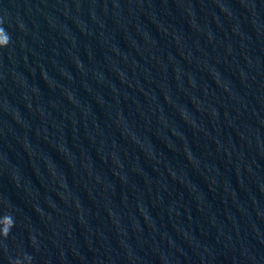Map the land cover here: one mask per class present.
I'll use <instances>...</instances> for the list:
<instances>
[{
  "label": "water",
  "instance_id": "95a60500",
  "mask_svg": "<svg viewBox=\"0 0 264 264\" xmlns=\"http://www.w3.org/2000/svg\"><path fill=\"white\" fill-rule=\"evenodd\" d=\"M0 27V264H264V0H0Z\"/></svg>",
  "mask_w": 264,
  "mask_h": 264
},
{
  "label": "clouds",
  "instance_id": "9594fccd",
  "mask_svg": "<svg viewBox=\"0 0 264 264\" xmlns=\"http://www.w3.org/2000/svg\"><path fill=\"white\" fill-rule=\"evenodd\" d=\"M0 35L3 36V40L0 41V48L6 47L10 43V36L6 33L3 27H0ZM0 223H3V227L0 228V237L6 239L15 225L14 218L11 214H4L3 216H0ZM32 242L35 244V240ZM25 259L28 261V264H31V257L25 256ZM16 264H20V261L17 260Z\"/></svg>",
  "mask_w": 264,
  "mask_h": 264
}]
</instances>
